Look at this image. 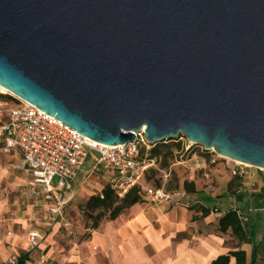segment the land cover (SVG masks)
<instances>
[{
	"label": "water",
	"instance_id": "95a60500",
	"mask_svg": "<svg viewBox=\"0 0 264 264\" xmlns=\"http://www.w3.org/2000/svg\"><path fill=\"white\" fill-rule=\"evenodd\" d=\"M0 87L101 145L264 170V0H0Z\"/></svg>",
	"mask_w": 264,
	"mask_h": 264
},
{
	"label": "rangeland",
	"instance_id": "374dc122",
	"mask_svg": "<svg viewBox=\"0 0 264 264\" xmlns=\"http://www.w3.org/2000/svg\"><path fill=\"white\" fill-rule=\"evenodd\" d=\"M7 92L1 95L13 97ZM5 121L6 115L0 114V124ZM3 146L4 141L0 138V162L7 155L2 151ZM161 154L164 158L159 160V167L165 173L155 171L150 174L146 186L161 185L169 192H189L185 189V183L194 182L198 189L196 194L190 193V206L175 207L167 202L159 203L143 194V210L134 211L132 207L113 225L108 219H103L97 230L93 228L94 221L85 206L88 199L101 194L108 185V174L100 166L93 170L95 160H89L73 182L75 188L69 196L71 200L65 209L64 223L52 228L44 225V199L39 194L40 189L31 184L26 171L19 168L22 160L4 166V172L24 175L28 183L19 188H8L5 182L0 184V200H7L4 207L0 206V264H14L25 254L30 255L26 264H90L95 259L93 238L98 232L119 231L128 220L144 215L153 218L156 228L162 225L170 228L173 227L172 218L196 217L203 207L218 209L219 213L215 215L224 214L230 202H234L248 218L249 221L245 222L247 229L254 225L259 237L264 235V170L235 164L234 160L219 157L214 151L190 143L183 136L167 140L161 146ZM237 165L245 172L243 177L233 176L232 170ZM98 213L109 215L105 209L98 210L94 215ZM35 230L40 232L42 240L32 248L29 235Z\"/></svg>",
	"mask_w": 264,
	"mask_h": 264
},
{
	"label": "built area",
	"instance_id": "2783aa9c",
	"mask_svg": "<svg viewBox=\"0 0 264 264\" xmlns=\"http://www.w3.org/2000/svg\"><path fill=\"white\" fill-rule=\"evenodd\" d=\"M6 94L13 96L17 102L0 100V114L6 115V121L0 124V138L4 141L2 151L6 154L18 153L22 158L19 168L31 176L32 185L40 188L39 194L45 202L46 227L64 223L73 182L89 160L94 159L95 167L107 170L108 186L119 198L142 185L151 171H161L158 157L151 153L154 145L147 140L144 130L136 132L135 139L127 144L101 145L29 102L9 92ZM237 166L232 170L233 176L243 177L245 172L240 165ZM144 189L148 197L159 203L181 207L190 206L192 201V195L185 190L169 192L165 186H145ZM235 210L244 223L249 221L238 209ZM212 213L218 214L219 211L213 209ZM41 240L39 231L30 233L32 248L38 246Z\"/></svg>",
	"mask_w": 264,
	"mask_h": 264
},
{
	"label": "crops",
	"instance_id": "0c3cea01",
	"mask_svg": "<svg viewBox=\"0 0 264 264\" xmlns=\"http://www.w3.org/2000/svg\"><path fill=\"white\" fill-rule=\"evenodd\" d=\"M20 160L22 158L18 153H10L3 158L0 162V184L5 182L8 188H19L28 183L24 175L3 171L4 166ZM104 170L107 173V170ZM29 177L32 180L30 175ZM71 193L72 190L69 196ZM6 202V199L0 200V206L4 207ZM229 205V210H239L234 202ZM143 208L141 204H137L132 209L137 211ZM224 214L215 215L211 212L210 215L204 216L202 210L196 217L172 218L173 227L170 228L164 225L156 228L151 216L132 218L119 231L98 232L93 238L95 259L90 264H212L220 256L239 250L246 252L250 262L253 245H240L230 230L227 233L220 231L219 222ZM115 222L118 221H111V225ZM262 238L258 233L257 243H260ZM234 263L235 259L232 258L230 264Z\"/></svg>",
	"mask_w": 264,
	"mask_h": 264
},
{
	"label": "trees",
	"instance_id": "16d2710c",
	"mask_svg": "<svg viewBox=\"0 0 264 264\" xmlns=\"http://www.w3.org/2000/svg\"><path fill=\"white\" fill-rule=\"evenodd\" d=\"M0 100H6L16 103L17 100L13 97H6L4 95H0ZM164 143H159L154 145L151 153L152 156L158 157L159 160H162L164 156L161 154V146ZM155 173V171H151L145 177L144 183L142 185H138L134 187L129 193L123 197L119 198L115 195V193L110 189L107 185L101 194L92 196L88 199L86 203L85 209L91 219L94 221V229L97 230L99 228V224L103 219H108L109 221L117 220L126 210L134 207L137 204H141L142 195H146L145 186L147 185V180L150 174ZM157 187H161L158 185ZM185 189L189 191V193L196 194L197 189L194 182L185 183ZM105 209L108 211L109 215H102V213H98V215H94L98 210ZM203 215L208 216L211 214L212 210L208 207H203ZM240 218V215L236 210H229L226 212L222 218L220 219V231L222 233H227L229 230L231 231L233 237L237 239L242 244H252L253 245V256L250 262H248L246 252L243 250H239L236 252H230L229 255L220 256L217 260L212 264H230L231 259H235L234 264H264V235L262 241L257 243L258 239V231L254 225L250 226V230L246 228L245 223ZM29 254L23 255L15 264H26L29 260Z\"/></svg>",
	"mask_w": 264,
	"mask_h": 264
},
{
	"label": "bare ground",
	"instance_id": "6f19581e",
	"mask_svg": "<svg viewBox=\"0 0 264 264\" xmlns=\"http://www.w3.org/2000/svg\"><path fill=\"white\" fill-rule=\"evenodd\" d=\"M2 91H3V92H7V91H6L5 89H3V88H2Z\"/></svg>",
	"mask_w": 264,
	"mask_h": 264
}]
</instances>
